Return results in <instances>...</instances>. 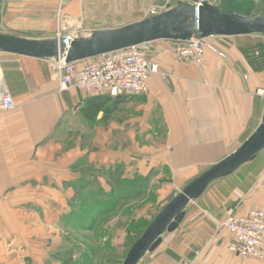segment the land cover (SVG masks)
I'll list each match as a JSON object with an SVG mask.
<instances>
[{"label":"crops","instance_id":"0c3cea01","mask_svg":"<svg viewBox=\"0 0 264 264\" xmlns=\"http://www.w3.org/2000/svg\"><path fill=\"white\" fill-rule=\"evenodd\" d=\"M142 1L145 5L138 7L135 0H67L64 6L56 0H0V34L32 41L54 40L59 33L62 38L93 34L139 23L150 9L167 4ZM180 2L172 0L168 10ZM212 43L227 58L207 51L201 68L178 62L174 41L151 43L159 72L149 79V94L136 98L61 92L55 59L0 51V81L16 105L0 110V264H44L43 242L54 232L56 217L69 212L67 201L76 198L82 158L102 172L123 163L129 174L135 156L117 151L121 130L126 129L131 145L142 135L148 192L157 188L163 208L180 186H189L241 148L264 122V96L258 93L264 89V35L214 37ZM96 105L103 109L96 111ZM119 106L125 122L112 123L105 155L99 122ZM90 125L92 154L61 143L65 136L80 138V128L85 132ZM255 209H264V150L213 182L184 210L178 229L164 234L159 248L140 264H262L230 254V235L221 227L229 216Z\"/></svg>","mask_w":264,"mask_h":264},{"label":"rangeland","instance_id":"374dc122","mask_svg":"<svg viewBox=\"0 0 264 264\" xmlns=\"http://www.w3.org/2000/svg\"><path fill=\"white\" fill-rule=\"evenodd\" d=\"M56 1L63 6L67 2ZM135 1L138 2V7L145 5L142 0ZM171 2L172 0H167L165 6L150 9L151 14L147 18L168 11ZM185 2L186 0H181L180 4ZM209 4L251 17L264 16V0H210ZM130 21L127 19V22ZM119 109L121 106L110 115L104 114V118L99 122L103 129L101 147L105 155L110 153L112 123L125 122L126 112ZM90 127L92 129L87 127L85 132L80 128V138L78 134L65 136L61 143L79 146L80 150H86L87 156L92 154L95 147L94 125ZM87 130L91 131L87 133ZM125 130H121L124 132L118 138L117 151L122 156H139L143 161L131 158L134 168L129 170L128 174L123 163L109 169L104 167L102 172L100 168L89 165L85 157L80 160L77 169L82 175L74 186L76 198L70 202L68 200V205L65 206L69 212L56 217L53 223L54 232L46 234L48 238L45 239L43 234H40L45 239L44 264H123L133 244L164 209L157 201V188L154 187L148 192L144 151L146 144L143 137L138 134L135 143L132 142L131 145L128 142L131 139ZM127 177L130 179L125 180ZM99 178L102 179V184ZM183 187L186 188L180 186L172 197L185 189Z\"/></svg>","mask_w":264,"mask_h":264},{"label":"water","instance_id":"95a60500","mask_svg":"<svg viewBox=\"0 0 264 264\" xmlns=\"http://www.w3.org/2000/svg\"><path fill=\"white\" fill-rule=\"evenodd\" d=\"M264 35V16L251 17L228 13L215 5H195L188 0L176 7L124 28L95 32L88 39L57 38L50 41L24 40L0 34V51L37 59L66 58L81 62L136 45L160 40L187 41L202 38ZM264 150V122L231 156L214 166L176 195L133 244L123 264H140L148 253L156 251L166 233L175 232L184 210L199 199L215 181L233 174L254 161Z\"/></svg>","mask_w":264,"mask_h":264},{"label":"built area","instance_id":"2783aa9c","mask_svg":"<svg viewBox=\"0 0 264 264\" xmlns=\"http://www.w3.org/2000/svg\"><path fill=\"white\" fill-rule=\"evenodd\" d=\"M188 0H186L187 2ZM195 5L210 0H191ZM92 34L75 32L72 39L90 38ZM58 38H62L58 34ZM212 38L194 35L187 41H174V54L178 62L201 68L207 51L226 59L225 53L213 43ZM151 44L121 49L99 57L67 63L66 58L54 62L55 78L61 92L78 89L87 95L109 98H136L149 94V79L159 72V66L151 59ZM264 96V89L258 92ZM16 107L12 96L0 88V110ZM227 229L230 240L227 250L244 260H256L264 264V209L252 210L247 216H229L221 225Z\"/></svg>","mask_w":264,"mask_h":264},{"label":"trees","instance_id":"16d2710c","mask_svg":"<svg viewBox=\"0 0 264 264\" xmlns=\"http://www.w3.org/2000/svg\"><path fill=\"white\" fill-rule=\"evenodd\" d=\"M218 8H220V9H222V10H224L225 12H228V13H233L232 11H228V10H226V9H224L223 7H220V6H217ZM236 12V11H235ZM237 13H239V12H237ZM240 14H242V13H240ZM242 15H244V14H242ZM248 16V15H247ZM93 109H95L96 111H98L99 109H103V106L102 105H96V107L95 106H93ZM91 112H94V111H91ZM124 197V196H123Z\"/></svg>","mask_w":264,"mask_h":264},{"label":"bare ground","instance_id":"6f19581e","mask_svg":"<svg viewBox=\"0 0 264 264\" xmlns=\"http://www.w3.org/2000/svg\"><path fill=\"white\" fill-rule=\"evenodd\" d=\"M63 58H65V56ZM0 88L4 89V86L1 81H0Z\"/></svg>","mask_w":264,"mask_h":264}]
</instances>
